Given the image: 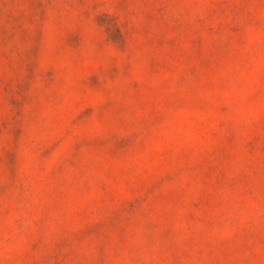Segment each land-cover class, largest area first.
Wrapping results in <instances>:
<instances>
[{
  "label": "rangeland",
  "instance_id": "obj_1",
  "mask_svg": "<svg viewBox=\"0 0 264 264\" xmlns=\"http://www.w3.org/2000/svg\"><path fill=\"white\" fill-rule=\"evenodd\" d=\"M0 264H264V0H0Z\"/></svg>",
  "mask_w": 264,
  "mask_h": 264
}]
</instances>
